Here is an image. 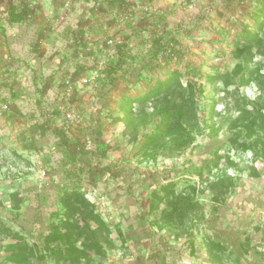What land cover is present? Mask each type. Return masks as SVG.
Instances as JSON below:
<instances>
[{
    "label": "rangeland",
    "instance_id": "obj_1",
    "mask_svg": "<svg viewBox=\"0 0 264 264\" xmlns=\"http://www.w3.org/2000/svg\"><path fill=\"white\" fill-rule=\"evenodd\" d=\"M262 5L0 0V264H264ZM170 109L182 128L150 141ZM169 183L182 220L151 207Z\"/></svg>",
    "mask_w": 264,
    "mask_h": 264
},
{
    "label": "trees",
    "instance_id": "obj_2",
    "mask_svg": "<svg viewBox=\"0 0 264 264\" xmlns=\"http://www.w3.org/2000/svg\"><path fill=\"white\" fill-rule=\"evenodd\" d=\"M261 14H264V5H262V7L260 8V13L256 15V18H258ZM241 39L247 40V43H251L254 40V36H244L243 38L241 37ZM250 44H246L245 47L249 48ZM124 45L123 46H119L117 48V58L119 59L118 63L116 65H110L108 64L106 70H104V72L107 75H111L114 74L115 72L118 71V64L122 62V59L125 58V56H122L125 53L124 50ZM107 49V44L106 41L104 43V52ZM112 63V62H111ZM120 67V65H119ZM178 72H174L171 73L168 77L167 80L165 81H160L157 82L156 84L153 85V87L150 88V90L146 93V95L144 97H141L139 99H137L136 101L138 103H144L148 98L151 97H158V96H162L164 94H167L170 92L171 87H172V83L175 77H177ZM193 88V87H191ZM191 95L193 96V89H192V93ZM184 98L183 104H181L180 106H174L173 108L176 109L177 107L181 108V120L182 118L185 119H193L195 117V103L193 98ZM133 100L132 99H127L125 100V103L123 104V108H131L133 105ZM174 109H170L167 112H165L164 117L162 119V121L160 122L157 131L151 136L150 141L152 142H156L159 139H161L164 134H166V132L169 130V134L173 135L175 134V131H178V129H181V123H174V117L172 115V110ZM55 115L58 114V110L59 109H55ZM181 122V121H178ZM78 196V194L73 191L72 193H66L65 197H63L62 202L64 203L63 205L68 206V197L69 196ZM174 195V189H173V184L169 183L166 185H162L160 186L158 189H155L153 191V199H152V209L155 210L160 204H162L163 202H170V206H172V208H174L175 212L178 213L177 217H181L180 220H182V217H184L187 213H182L181 211L183 210L184 206H187L189 208V210H192V205L190 203V201H181L180 199L178 200V198H175L173 201L170 200V196ZM170 200V201H169ZM166 219L168 220V217H166ZM52 239H57L54 235H51ZM221 250H223L224 248L221 246V244L217 245Z\"/></svg>",
    "mask_w": 264,
    "mask_h": 264
},
{
    "label": "built area",
    "instance_id": "obj_3",
    "mask_svg": "<svg viewBox=\"0 0 264 264\" xmlns=\"http://www.w3.org/2000/svg\"><path fill=\"white\" fill-rule=\"evenodd\" d=\"M66 6H68V4ZM70 12H71V9L66 7L65 8V14H63L61 17H59L60 18L59 21H65L67 19V17H68ZM0 16H2V14ZM124 19H128V17L126 16V17H124ZM80 43H81V39L78 41L79 47H81ZM106 44H107V49L105 51V56H107V54H109L110 50H116L117 51V48L119 46L125 45L124 41L114 39V37L107 38ZM109 56H111V55H109ZM73 79L74 78L70 76V77H68L65 80V93H64V95H67L68 97H70L73 94V92H74V82H73L74 80ZM87 81H88L87 79L84 80V82H87ZM3 109L7 110L8 106L7 105H3ZM72 116H73L72 112L68 113V115H67L68 118H71Z\"/></svg>",
    "mask_w": 264,
    "mask_h": 264
}]
</instances>
